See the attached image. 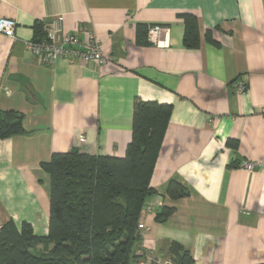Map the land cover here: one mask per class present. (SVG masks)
Wrapping results in <instances>:
<instances>
[{
  "label": "crops",
  "instance_id": "crops-1",
  "mask_svg": "<svg viewBox=\"0 0 264 264\" xmlns=\"http://www.w3.org/2000/svg\"><path fill=\"white\" fill-rule=\"evenodd\" d=\"M183 12L199 19L197 48L183 43ZM58 15L69 31L93 32L107 61L40 64L28 43ZM0 16L17 21L14 37L0 33V110L21 112L26 131L0 138V227L29 223L47 236L51 176L41 163L72 148L123 157L141 98L172 105L142 244L167 256L180 243L193 264L264 262V0H0ZM138 24L163 30L139 45ZM171 180L189 195L172 198ZM163 206L173 211L160 222Z\"/></svg>",
  "mask_w": 264,
  "mask_h": 264
},
{
  "label": "trees",
  "instance_id": "trees-1",
  "mask_svg": "<svg viewBox=\"0 0 264 264\" xmlns=\"http://www.w3.org/2000/svg\"><path fill=\"white\" fill-rule=\"evenodd\" d=\"M179 16L184 22L185 47H199L198 17L191 12ZM149 27L136 26L139 45L151 42ZM43 37V24H37L34 40ZM207 39L215 43L209 32ZM171 113V104L136 98L132 139L123 157L72 148L42 162L51 176L49 233L37 236L29 223L20 228L13 220L4 223L0 264H138L141 211L147 198L156 193L151 180ZM23 119L21 112L0 110V138L24 134ZM227 145L237 148L239 141L230 138ZM167 192L174 199L189 195L178 180L170 181ZM172 211L163 206L155 219L163 222ZM168 255L176 264L194 262L190 249L177 242L171 243Z\"/></svg>",
  "mask_w": 264,
  "mask_h": 264
},
{
  "label": "built area",
  "instance_id": "built-area-1",
  "mask_svg": "<svg viewBox=\"0 0 264 264\" xmlns=\"http://www.w3.org/2000/svg\"><path fill=\"white\" fill-rule=\"evenodd\" d=\"M17 21L14 18L0 16V33L9 37L15 36ZM44 37L40 40H31L28 43L29 49L35 55L37 61L43 65H53L63 57L70 62H98L105 63L107 59L103 56L102 43L99 38L87 29L84 25H79L77 30L69 31L64 27V17L58 15L52 20L43 22ZM162 27L154 25L149 27L150 41H157L159 34L162 32ZM236 88L239 92L247 90V84L241 80L236 83ZM79 141L85 142V134L79 135ZM244 167L252 171L256 168L255 162L246 161ZM145 211H155V207L144 205ZM139 230L141 235L143 232L150 230L149 226L142 220L139 222ZM139 253L142 255L138 264H176V262L162 254L154 253L146 248L143 244L139 248Z\"/></svg>",
  "mask_w": 264,
  "mask_h": 264
},
{
  "label": "water",
  "instance_id": "water-1",
  "mask_svg": "<svg viewBox=\"0 0 264 264\" xmlns=\"http://www.w3.org/2000/svg\"><path fill=\"white\" fill-rule=\"evenodd\" d=\"M122 264H124V263H122Z\"/></svg>",
  "mask_w": 264,
  "mask_h": 264
}]
</instances>
